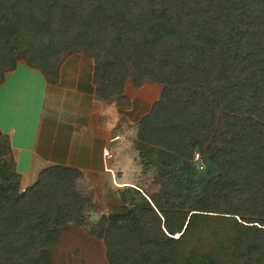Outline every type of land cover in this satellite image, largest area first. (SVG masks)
Segmentation results:
<instances>
[{
    "label": "trees",
    "instance_id": "1",
    "mask_svg": "<svg viewBox=\"0 0 264 264\" xmlns=\"http://www.w3.org/2000/svg\"><path fill=\"white\" fill-rule=\"evenodd\" d=\"M94 1L0 0V83L20 47L30 54L29 66L48 76L50 52L59 53L57 30L65 38L73 30L65 50H101L107 31L116 32L108 50L99 52L103 60H93L94 83L103 68L120 74L107 78V86L120 89L129 74L123 63L134 57L142 83L162 85L159 100L137 124L139 155L150 156L146 147H155L167 177L183 157L206 153L218 175L197 212L132 206L121 220L103 216L89 234L104 241L109 264H214L216 258L264 264V0ZM67 13L71 25L64 24ZM50 76L58 79L57 72ZM104 91L96 97L111 96ZM0 142L3 157L1 134ZM81 175L75 167L46 166L19 191L12 163H0V264H44L40 253L57 247L60 231L83 222ZM220 201L229 213L217 211ZM194 243L203 254L194 252Z\"/></svg>",
    "mask_w": 264,
    "mask_h": 264
},
{
    "label": "rangeland",
    "instance_id": "2",
    "mask_svg": "<svg viewBox=\"0 0 264 264\" xmlns=\"http://www.w3.org/2000/svg\"><path fill=\"white\" fill-rule=\"evenodd\" d=\"M66 16L64 24L71 25L70 20L68 19V13ZM57 31L61 34H58L59 38H55L56 41L60 39L58 40L59 53L51 50V58H48L47 60V69L49 68V71L52 74H56L57 68L63 59L73 53L90 55L87 59H93L94 62L97 63L101 62L104 55L99 52H101V50L103 51V48L104 50H108V43H110V41L114 42V38L117 35L116 32H110V30H108L107 33L105 32L106 36L103 43L97 45L101 50H99L98 47L86 50L82 48V45L75 49L65 50V43L67 42L68 45L73 42L70 40L73 38V36H71L73 30L66 38L65 34L62 35L65 31ZM43 38L47 41L49 38L48 34H45ZM74 41L78 43L81 42V39ZM28 57H30V54L27 52L26 48L20 47L15 50V64L19 61L28 64ZM133 59L134 57H127L123 63L125 64V67H128L129 74L124 79V82L120 87L121 90L118 89L119 87L107 86L110 81H108L107 78H121L120 74L119 76L116 75L117 73L111 75L103 68L99 70L101 74H104V76L102 75L103 77L100 78L102 80L98 78V81L94 85L95 92L104 89V92L110 93L111 96H108V98H99V100L110 105V107H115L114 111H118L120 119L122 118L120 122H118V128H122L121 131L125 136L124 141H121L123 144L122 148L116 150L113 148L115 147V144H107V150L111 156V159H108L109 165L107 166L110 167L111 170V165L118 162L120 164H118L117 168L112 169V173L103 171H83L82 175L76 181L77 188L82 194V200L84 201L81 208L84 215L83 222L71 223V225H68L60 231L57 247L55 249H44L40 253L44 264H109L106 256L107 248L104 241L92 238L89 234L91 227L99 223L103 216H115L121 220V218L127 215L132 206H138V208L145 210L152 209L159 214L163 213L165 210L186 211L189 212V214L192 211L197 212L198 201L203 191L207 188L209 182L218 175L217 165L209 164L207 161L208 154L206 153H198L194 151L193 158L183 157L181 159L184 161L182 165L183 167L171 166L170 169H167V177H165L166 175L162 176L161 171H159L160 162L155 154L157 150L155 147H146L150 150V156L142 157L139 155V150L136 146L138 132L137 124H139L144 115L151 111L154 102L159 100L162 85L150 79H145L142 83L141 80L144 76H142L141 71L132 68ZM72 61L75 65L76 62H74L75 60L73 58H71L69 62ZM37 62V60L33 61L35 66L37 65ZM90 63L89 61H85L82 66V70L87 79L92 74ZM7 71L8 70L4 71L2 74L4 75ZM49 79H51V76ZM85 89H87V87ZM21 91L22 90L19 92L16 91V96L19 98ZM14 96L15 92L12 91L10 99L7 100L6 103L3 102V104H1L0 109H2L1 114H3V117H9L7 111H9L8 107L10 104H13L11 106H14V108L19 109L20 105H16L17 103L14 105L13 103ZM20 101L18 103H20ZM85 106L88 111V107L90 106L89 102H85ZM67 108L65 109V112H63V115L67 113V110L69 111ZM81 112L80 116L82 114ZM108 113L110 115V111ZM100 114L102 118L106 116L104 112ZM15 117L16 116H13L12 119L13 122L16 123L18 119ZM48 127L50 131H52L51 128L53 126L50 125ZM101 150L100 144V147H97L95 152L101 154ZM3 153L5 154L3 157H0V163L5 162L6 160L11 163L9 156L6 154L7 148H5V150L3 149ZM184 164H186V166ZM32 183L23 186L24 183L19 181V191L29 187ZM137 190H139V192ZM220 202L219 205L215 206L217 211L229 213L227 210L229 207L225 205L223 201ZM153 219L154 216L150 214L146 216L145 221L147 224H151ZM222 231L223 230L220 231V234ZM226 233L228 234V232ZM193 247L195 248V253L200 252L198 255L203 254L201 252L202 246L200 244L194 243ZM206 248L208 247H205L204 249L206 250ZM214 262V264H221V261H219L218 258H216Z\"/></svg>",
    "mask_w": 264,
    "mask_h": 264
},
{
    "label": "crops",
    "instance_id": "3",
    "mask_svg": "<svg viewBox=\"0 0 264 264\" xmlns=\"http://www.w3.org/2000/svg\"><path fill=\"white\" fill-rule=\"evenodd\" d=\"M88 57L81 53L65 57L57 68L58 79L55 81L22 61L4 73L0 83V106L10 99L13 91V103L20 105V110L10 104L9 117L6 118L0 109V134L18 179L25 184L23 186L35 181L42 168L50 165L75 167L82 173H112V169L120 164L114 163L110 170L107 165L111 156H104L103 150L108 149V143L115 144L113 148L116 150L122 148L121 141L125 136L122 128H118L122 118L118 111H114L115 107L96 98L94 63ZM71 58L75 65L73 61L69 62ZM85 61H91L92 74L88 79L82 70ZM20 90L19 98L16 95ZM85 102L90 104L88 111ZM66 108L69 111L63 115ZM102 112L106 114L105 119L100 114ZM13 116L19 121L13 122ZM100 144L101 154L95 152Z\"/></svg>",
    "mask_w": 264,
    "mask_h": 264
},
{
    "label": "built area",
    "instance_id": "4",
    "mask_svg": "<svg viewBox=\"0 0 264 264\" xmlns=\"http://www.w3.org/2000/svg\"><path fill=\"white\" fill-rule=\"evenodd\" d=\"M103 155H104V156H109V157H110V153H109V151H108L107 149H104V150H103Z\"/></svg>",
    "mask_w": 264,
    "mask_h": 264
}]
</instances>
